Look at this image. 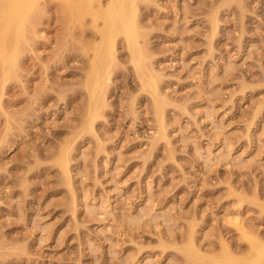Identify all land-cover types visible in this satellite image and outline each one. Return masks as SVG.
Listing matches in <instances>:
<instances>
[{
	"label": "rangeland",
	"instance_id": "rangeland-1",
	"mask_svg": "<svg viewBox=\"0 0 264 264\" xmlns=\"http://www.w3.org/2000/svg\"><path fill=\"white\" fill-rule=\"evenodd\" d=\"M66 3L0 0V40L22 42L0 71V264L250 260L264 239V0H137L145 83L118 36L91 128L101 39Z\"/></svg>",
	"mask_w": 264,
	"mask_h": 264
},
{
	"label": "bare ground",
	"instance_id": "bare-ground-1",
	"mask_svg": "<svg viewBox=\"0 0 264 264\" xmlns=\"http://www.w3.org/2000/svg\"><path fill=\"white\" fill-rule=\"evenodd\" d=\"M66 1H67L66 4L68 7L67 9L69 10L68 13L70 14V17L74 18L78 15V17L81 20H83L87 15H90L92 17V21L95 25V28L97 29V32L100 35V39H101L100 43L96 47L93 48V57H92L91 62H90L89 73H88L87 79H86V87H87L88 95H89V102H88V109H87V126L89 128H91L94 119L99 114V111L105 106V94H106V89H107V83L106 82L109 78L110 66L113 64V62L116 59V56H115V40L118 36L124 37L126 44H127V47L131 53L132 63L134 64V67H135L136 71L138 72V74L140 75L143 83H145V77H146L145 71H148V67L145 64V62H144V60L140 54V49H139V45H138L139 44L138 38L140 37L141 33H140V27H139L138 22H137V6H136L137 0H107L108 3L106 5H103L102 0H78V3H77V0H75L76 3L73 0H66ZM36 3H37V1H36ZM4 4H7V3L5 2ZM8 4L11 5L9 2H8ZM17 5H19V4H17ZM34 6H35V4L33 5V7ZM65 8H66V6H65ZM2 9H4V6ZM34 9L32 10V12L34 11ZM24 11L22 12L23 14H24ZM20 12H21V10L18 12V14H16V15H18L17 17L20 16ZM27 12H28V10H27ZM14 13H17V12H14ZM22 13H21V15H22ZM4 14L5 13L3 11V15ZM6 16H7V14L5 15V17ZM23 16H22V18H23L22 20H25L26 18H25V16L24 17ZM27 16H29V17H27V20H28V18H30L32 16V13L31 14L29 13V15H27ZM2 17H1V20H2L3 24H5L4 23L5 17H3V18ZM17 17H16L17 21L14 20L12 22H15L14 24L18 25L19 24L18 23L19 18H17ZM67 17H69V16L67 15ZM27 22H29V21H27ZM23 23H25V22H23ZM3 24H1V25H3ZM6 24H7V22H6ZM14 24H12V25H14ZM2 27H4V26H2ZM20 27L16 28V25H15V28H14L15 33H16V30L18 31L20 28V31L17 32L18 34L16 33V36H14L16 38L15 43L17 42V39H18L17 36L19 34H20L19 36H21L20 32L22 31V26H20ZM10 29H12V28H10ZM14 29H12L13 32L11 30L12 35H15V34H13ZM0 32H1L0 34L3 33L1 30H0ZM4 32H5V29H4ZM15 38H13V39L15 40ZM1 39H2V41L0 40V71H1V75H2L3 71H4L2 68L3 65L8 66L7 63L10 64L13 57H14V59L16 57L15 55H13L14 51H11L10 49L15 50V48L16 49L18 48V50L20 51V49H21L20 47H21L22 42L21 41L19 42L21 44L18 47H17V45H19V43L17 45H15L14 48L9 46L11 48L7 49L6 44L3 43V41L5 42V40H7L6 37H5V40H3V38H1ZM10 39H11V37H10ZM7 43H9V42H7ZM10 44H12V42H10L9 45ZM13 45H14V43H13ZM15 64H16V61H15ZM7 66H5V67H7ZM9 66L7 68H9ZM9 69L11 71L12 68H9ZM6 71H7V69L5 68V72ZM5 76H6V74H5ZM150 76L152 78L151 73H150ZM160 103L161 102L159 100H157L155 102V106L157 109L160 108ZM68 156H69V149H67L66 146L61 147L59 154H58L57 162H58V165L62 169L64 174H67V172H68V164H69ZM235 225H236L237 229L244 235V237L246 236L247 239L251 240V243H252L253 238H249L252 235L247 230V227L244 224H242L240 220H236ZM253 242L254 243H252L250 246V252H251V254H250L251 256H249L250 260H247L249 258H245L247 261H245V262L244 261H238L240 264H264V239L262 240V238H261L260 242L258 243V241H256V238H255V239H253Z\"/></svg>",
	"mask_w": 264,
	"mask_h": 264
}]
</instances>
